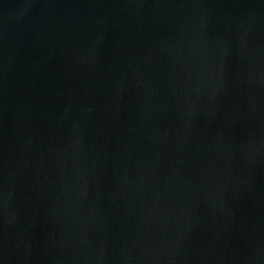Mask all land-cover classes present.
Listing matches in <instances>:
<instances>
[{
	"label": "water",
	"instance_id": "water-1",
	"mask_svg": "<svg viewBox=\"0 0 264 264\" xmlns=\"http://www.w3.org/2000/svg\"><path fill=\"white\" fill-rule=\"evenodd\" d=\"M0 264H264V0H0Z\"/></svg>",
	"mask_w": 264,
	"mask_h": 264
}]
</instances>
